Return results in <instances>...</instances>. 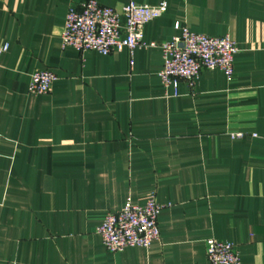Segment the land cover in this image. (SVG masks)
Instances as JSON below:
<instances>
[{"label":"crops","instance_id":"crops-1","mask_svg":"<svg viewBox=\"0 0 264 264\" xmlns=\"http://www.w3.org/2000/svg\"><path fill=\"white\" fill-rule=\"evenodd\" d=\"M83 1L0 0V264H208L207 238L264 264V0H134L166 3L143 27L157 46L106 56L60 47ZM175 23L228 35L233 75L203 70L166 95L158 46ZM36 69L56 75L50 92L27 91ZM152 193L159 239L107 251L104 215Z\"/></svg>","mask_w":264,"mask_h":264},{"label":"built area","instance_id":"built-area-1","mask_svg":"<svg viewBox=\"0 0 264 264\" xmlns=\"http://www.w3.org/2000/svg\"><path fill=\"white\" fill-rule=\"evenodd\" d=\"M166 3L154 6L141 5L128 0L118 14L94 0H86L68 8L60 33V47L78 52L94 51L106 56L112 51L156 47L142 42L143 27L162 16ZM123 18V21L121 20ZM177 32L169 41L159 45L162 69L158 72L166 95H178V85L185 80L189 86L203 70H220L230 78L233 75V58L238 52L236 43L228 36L210 37L189 31L179 23ZM7 45L0 47V53ZM56 75L50 69H36L30 74L27 91L45 94L51 91ZM241 137L242 134H232ZM162 205L154 194L142 204L126 199L122 208L107 212L95 227V233L109 252H120L125 247L149 248L159 239L157 215ZM205 255L208 264H242L237 251L229 241L207 238Z\"/></svg>","mask_w":264,"mask_h":264}]
</instances>
